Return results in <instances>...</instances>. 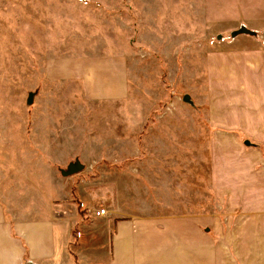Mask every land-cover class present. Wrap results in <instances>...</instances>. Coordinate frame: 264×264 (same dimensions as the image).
Returning a JSON list of instances; mask_svg holds the SVG:
<instances>
[{"label":"rangeland","instance_id":"1","mask_svg":"<svg viewBox=\"0 0 264 264\" xmlns=\"http://www.w3.org/2000/svg\"><path fill=\"white\" fill-rule=\"evenodd\" d=\"M242 1L0 0L1 157L51 130L64 148L34 154H52L56 175L80 166L65 174L73 204L141 216L197 203L209 188L204 56L228 43ZM112 50L127 59L124 101H91L78 79L48 76L61 58Z\"/></svg>","mask_w":264,"mask_h":264},{"label":"crops","instance_id":"2","mask_svg":"<svg viewBox=\"0 0 264 264\" xmlns=\"http://www.w3.org/2000/svg\"><path fill=\"white\" fill-rule=\"evenodd\" d=\"M242 5L244 17L225 28L228 43L204 56L209 188L197 203L194 194L190 206L141 216L86 213L71 202L70 177L54 173L59 161L34 154L64 148L45 130L14 143L13 158L0 154V264H264V0ZM240 27L250 32L232 36ZM126 73L115 50L48 67L52 80L78 79L97 102L124 101Z\"/></svg>","mask_w":264,"mask_h":264},{"label":"built area","instance_id":"3","mask_svg":"<svg viewBox=\"0 0 264 264\" xmlns=\"http://www.w3.org/2000/svg\"><path fill=\"white\" fill-rule=\"evenodd\" d=\"M79 206L83 209V211H85L86 213H89L95 217H99V216H105L108 213V210H106L105 207H88V206H84V204L81 202L79 204Z\"/></svg>","mask_w":264,"mask_h":264},{"label":"water","instance_id":"4","mask_svg":"<svg viewBox=\"0 0 264 264\" xmlns=\"http://www.w3.org/2000/svg\"><path fill=\"white\" fill-rule=\"evenodd\" d=\"M248 32H250V31H248L246 28H244V27H240V29H237V30H235V31H233L232 33H231V35L232 36H235V35H237V34H239V33H248ZM80 169V166L78 165H75V166H72L68 171H66V173L65 174H70V173H73V172H76V171H78Z\"/></svg>","mask_w":264,"mask_h":264}]
</instances>
